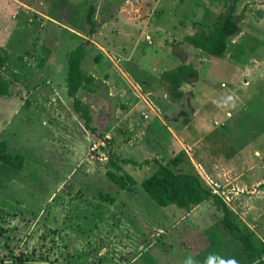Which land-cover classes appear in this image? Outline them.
<instances>
[{"label": "rangeland", "instance_id": "374dc122", "mask_svg": "<svg viewBox=\"0 0 264 264\" xmlns=\"http://www.w3.org/2000/svg\"><path fill=\"white\" fill-rule=\"evenodd\" d=\"M227 1L233 0H0V55L10 72V94L0 96V144L22 160L16 170L0 159V264L237 263L240 244L213 203L189 212L162 208L140 186L155 160L170 163L186 151L208 172L218 154L235 152L214 121L225 120L226 112L243 117L249 105L241 144L264 153V0L239 1V32L223 58L184 40L201 23L215 24ZM79 45L82 69L96 79L91 92L78 96L95 133L66 90L69 53ZM182 55L199 80L185 85L179 100L161 75ZM119 94L131 100L120 101ZM135 96L139 103L154 100L159 110L152 104L143 119ZM156 123L181 141L170 130L157 132ZM110 154L134 162L121 164L137 181L133 195L107 177ZM261 206L252 201L237 221L264 243Z\"/></svg>", "mask_w": 264, "mask_h": 264}, {"label": "trees", "instance_id": "16d2710c", "mask_svg": "<svg viewBox=\"0 0 264 264\" xmlns=\"http://www.w3.org/2000/svg\"><path fill=\"white\" fill-rule=\"evenodd\" d=\"M239 1L240 0H233L232 4L227 1L224 5L225 9L218 15L215 24L209 26L201 23L202 27L194 34L185 36L184 40L193 48L202 51L208 56L223 58L228 52L229 44L232 41L231 39L239 32V24L234 15ZM93 15L94 9L91 8L87 15V20L92 25L90 30L91 34L95 33L97 28L93 21ZM240 53V57L246 54L244 51ZM182 56V59L179 58L181 63L178 66L163 72L161 75V84L167 86L173 97L179 100L183 99L185 96L183 90L184 85H193L199 80V71L197 68L192 63L184 62L186 58L184 57L185 55ZM84 59L85 48L83 45L77 46L69 53L66 90L69 98L74 100L75 112L83 119L86 128L92 133H95L96 129L91 126L92 118L90 112L87 106L83 105L78 98L82 91L91 92L92 86L96 82L95 77L87 75L83 71L82 63ZM4 67L5 61L0 58V95L5 94V92L7 93L6 90L9 85L5 75L2 73ZM153 126L157 132L160 129H167L166 125H161L160 123H156ZM218 130L223 133L228 130V128L224 125L221 126L220 129L218 128ZM215 132L211 134V138L217 141L220 135L217 136ZM92 146L93 142L91 147ZM114 158L115 157L110 154V165L112 169L107 170V177L122 191H135L134 189L137 186V181L130 176V174L124 173L121 166V164H129L133 161ZM0 159L5 165L11 168L16 170L22 168L21 158H19L20 161L15 160L12 155L8 153L6 144L4 143L0 144ZM154 163L157 168L143 179L140 186L157 205L162 208L176 206L183 211L189 212L193 208L213 203V205L223 212V226L234 237L235 241L240 244L238 246L241 247L239 249L242 250V253L237 259L236 264H248V262L243 259L242 254L248 257L252 262L264 264L263 241L261 242V239L254 231L240 226L238 222L232 218L234 216L232 210L220 196L214 193L211 186L202 179L198 171L193 167L185 151L179 156H176L170 163H162L159 160H155ZM102 198L111 203L115 202L111 196L106 195Z\"/></svg>", "mask_w": 264, "mask_h": 264}, {"label": "crops", "instance_id": "0c3cea01", "mask_svg": "<svg viewBox=\"0 0 264 264\" xmlns=\"http://www.w3.org/2000/svg\"><path fill=\"white\" fill-rule=\"evenodd\" d=\"M0 56H1L0 57L1 59H3L4 61L6 60V55L1 53ZM83 63H84V61H83ZM2 71H3L2 73L6 77V80L9 82L8 75L10 72H9V67L7 66L6 61H5V67H4V69H2ZM257 78H260V77L258 76ZM183 90L186 93L185 85L183 87ZM6 91H7V93L5 92V94H1L0 96L3 98H8L7 96H9V94H10L9 85H8V88ZM119 95H121V97H119L118 99L120 101L125 102L126 99H125L124 95L123 94H119ZM109 96L111 98H113V96L116 97V95H114V93L111 92V88H110ZM135 99H137L136 96H135ZM149 99H151V98H149ZM130 100H131V97H128V100H126V101H130ZM252 102L254 103V99ZM262 102H263V106H264V101H262ZM136 103H135L136 104L135 108L140 109V112H137L138 114H140L139 115L140 117H143L144 113H148V110L152 111V109H154L153 106H150V107L148 106L146 99H144V101L141 103H139V101L137 99ZM141 104H142V107H141ZM151 104H153L155 106V108L159 110V108H158L159 106L157 105V103L154 102V100L151 101ZM250 106L251 105H249L247 108H244L245 112L242 115L243 117H237L234 120V119H231V118H233V114L230 117L229 114H231V113L226 112V114H225L226 119L225 120L221 121L220 123L218 122L219 120L214 121V125H215L216 129H218V128L220 129L221 126L226 125L228 130L223 132L224 134L222 133L221 135L228 138L227 139L228 143L230 142V145L232 147L235 146V149H234L235 152L230 150V153H228L227 155L218 154V156L215 157L216 160L214 161V166H211L210 169H208V172L200 164H198L199 162H197V164H195V163H193L192 159L189 158L191 160L193 167L196 169V171H198L199 175L202 177L203 180H205L207 182L208 185L210 182H213L214 184H217L221 187L219 189L217 195L220 196L226 202L228 207L232 210V212L234 214V216L232 218L236 221L238 220V217H239L237 214L242 213V211H244V210L247 212L249 211V208L245 209V206L250 205V203L252 201H254V202L258 201L259 205L262 203V206H261L262 208H260V211H261V209H263L262 210L263 214L260 215L261 216L260 219L264 218V216H263L264 215V153L261 152L258 148H255V149L250 150V151H246V149L248 148V146H246V145H248V144H246L245 147L242 146L241 142H242L244 137H243L242 133H240L241 130H239V127L241 124L246 125L244 119L247 118V116H248L247 113H248ZM143 119H144V117H143ZM231 121L233 123H231ZM136 122H137V126H143V122H141L140 119H138ZM161 124L166 125L165 123H161ZM189 124H192V123H189ZM230 124H233V125H230ZM185 128H190V127H185ZM185 128H183V129H185ZM167 129L170 130V132H168V133H169V136L173 140L174 135H175L174 131L169 129L168 127H167ZM138 130L140 131V127ZM190 130H191V128H190ZM179 134H180L179 136H182L181 129H180ZM175 136H176L175 138L178 139V141H181L177 135H175ZM219 139H220V137L217 140H219ZM246 141H248V139H246ZM184 144H185V141H184ZM187 156L189 157L188 153H187ZM122 169H124V167H122ZM127 173H129V172L127 171ZM130 176H132V174H130ZM133 178L135 179V177H133ZM211 188L213 189L214 187L212 186ZM126 193H128V192H126ZM129 193H130V195H133L134 192L132 191ZM131 197L134 198V196H131ZM249 199H251V200H249ZM253 208L257 209V210L259 209L257 205H253ZM238 224L242 227H246L247 223L246 224H244V223L240 224L238 222ZM247 225L250 226L249 224H247ZM259 227H260V225H259ZM132 249L136 250V247L134 248V245H133L130 248V251H132ZM143 256L144 255H142L141 257H143Z\"/></svg>", "mask_w": 264, "mask_h": 264}, {"label": "built area", "instance_id": "2783aa9c", "mask_svg": "<svg viewBox=\"0 0 264 264\" xmlns=\"http://www.w3.org/2000/svg\"><path fill=\"white\" fill-rule=\"evenodd\" d=\"M146 102H147V104H148L149 107L152 106L151 102H149L148 100H147ZM144 117H146V116L144 115ZM96 149H97V146H96V145H93V146L91 147L92 152H95ZM209 185H210L211 187H212V186L214 187L213 190H214V193H216V194L218 193L219 189L221 188L219 185L214 184L213 182H210Z\"/></svg>", "mask_w": 264, "mask_h": 264}]
</instances>
